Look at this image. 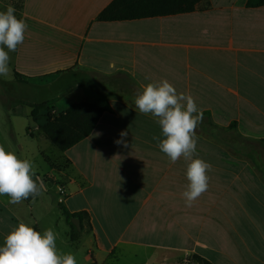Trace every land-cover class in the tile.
I'll list each match as a JSON object with an SVG mask.
<instances>
[{
	"label": "crops",
	"instance_id": "0c3cea01",
	"mask_svg": "<svg viewBox=\"0 0 264 264\" xmlns=\"http://www.w3.org/2000/svg\"><path fill=\"white\" fill-rule=\"evenodd\" d=\"M113 1L22 0L19 18L28 29L9 73L19 86L37 88L41 99L15 103L48 108L33 117L31 106L15 107L5 116L7 131L0 123V145L20 159L42 157L36 175L46 191L19 204L0 195V246L24 221L41 233L52 228L58 249L74 254L77 264L121 257L132 258L129 264H180L190 255L212 264H264V148L229 139L235 124L238 136L264 140V7L205 0L189 14L98 21ZM163 79L191 94L204 116L194 158L212 168L207 191L191 207L182 197L187 162H170L153 140L164 138L159 125L135 109L141 86ZM80 102L107 111L88 138L51 159L38 140L47 139L41 126L48 112L60 115ZM20 118L26 135L37 139L32 145L14 136L13 120ZM121 131L128 132V147L115 143ZM58 185L67 189L70 213L89 215L74 240L55 206Z\"/></svg>",
	"mask_w": 264,
	"mask_h": 264
},
{
	"label": "clouds",
	"instance_id": "9594fccd",
	"mask_svg": "<svg viewBox=\"0 0 264 264\" xmlns=\"http://www.w3.org/2000/svg\"><path fill=\"white\" fill-rule=\"evenodd\" d=\"M15 13L12 5H8L6 11H0V76L5 77L10 72L9 52L16 51L18 45L24 43L28 29L25 19L17 18ZM141 87L142 91L134 98L135 109L143 115H151L159 125L164 138L161 140L153 136V140L158 141L159 150L167 155L170 162L175 163L181 157L187 162L188 184L182 197L185 205L191 207L207 191L208 172L212 168L203 159L194 158L197 150L196 129L203 121V113L191 94L178 93L166 79ZM127 135V131H121V139L115 143L128 147ZM44 191L46 185L36 175L34 162L20 159L0 145V195H7L11 204H19L30 196L34 200ZM56 240L57 234L52 228L41 233L20 221L4 237L3 246H0V264H77L74 254L58 249Z\"/></svg>",
	"mask_w": 264,
	"mask_h": 264
},
{
	"label": "trees",
	"instance_id": "16d2710c",
	"mask_svg": "<svg viewBox=\"0 0 264 264\" xmlns=\"http://www.w3.org/2000/svg\"><path fill=\"white\" fill-rule=\"evenodd\" d=\"M205 0H114L98 16L100 22H123L134 21L147 18L174 16L179 14H189L197 11ZM247 7L254 9L264 7V0H248ZM33 108V117L45 108L47 103L27 104ZM107 108L103 105H97L88 102H80L70 106L60 115H52L48 112L47 121L41 126L46 138L61 152H67L86 138L94 131L99 120L102 118ZM204 118V116H203ZM232 133L229 139L234 144L247 146L250 148H264V140L253 142L238 136L236 125L230 127ZM196 133L200 134L198 125ZM63 210L68 225L72 229L71 238L74 240L75 231L84 230V220H89V215L84 212L70 213L63 206ZM39 231L37 227L34 228ZM193 259L198 264H212L205 258L194 255Z\"/></svg>",
	"mask_w": 264,
	"mask_h": 264
},
{
	"label": "rangeland",
	"instance_id": "374dc122",
	"mask_svg": "<svg viewBox=\"0 0 264 264\" xmlns=\"http://www.w3.org/2000/svg\"><path fill=\"white\" fill-rule=\"evenodd\" d=\"M21 4H22V0H0V11H6L7 6L12 5L16 9L15 15L17 16V18H19L20 12H21ZM5 50L7 51L6 48H5ZM11 54H12V52H9V56H11ZM96 79L99 80L100 82H102L103 78L102 79L96 78ZM103 81H104V79H103ZM19 97L22 99L29 98L31 101H34V102L39 101L41 99L40 93L37 90V88H34V87L32 88L29 86H27V87L19 86L17 82L12 81V77H11L10 73L6 77L0 76V123H1L3 130H6V131L8 130V126H7L8 119L5 116H8V114H10V112H12V110H14L15 107L17 108V107L24 106V108L22 107V110L23 109L27 110V107H25V106H28V105H22V103L17 105L15 103L16 99ZM21 122H22V125L20 124ZM25 123H27V121L24 118H20L18 120H15V119L13 120L14 136L17 137L19 142L32 145L35 142H37V139L35 141H33L30 137H28L26 135L25 128H23ZM28 124H30V126L32 128L36 127V122L32 119L28 120ZM38 137H41V136L38 135ZM38 140L41 141L42 147L45 148L47 155L49 157H51V159H55L56 157H58L61 154V151H59L54 145H52V143H50V141L45 139V137L42 139L43 141L39 138H38ZM40 141H39V143H40ZM41 158L42 157L35 155L33 160H32L37 168L43 167V161L41 160ZM62 166H66L65 162L63 163ZM47 168H48V172H49L50 167L48 166ZM259 171H260V174L262 175V178L264 179V170L260 169ZM52 195H53V200H55L54 193H52ZM58 199H59V196H58ZM55 206L57 208L61 209L60 203H57L56 201H55ZM61 206H63L65 209H67L65 204L61 203ZM71 231H72V229H71ZM76 232H80V231L77 230V231H75V233ZM119 233H121V232H112L111 234L114 237L118 238ZM146 239H147V241L152 242L150 236L146 237ZM193 256L194 255H190V256H187L185 258L183 257L181 259L180 264H198L197 262L194 261ZM116 259H117V257H116ZM129 259H132V258L121 257L114 264H129V262H131ZM89 260H91V258H89Z\"/></svg>",
	"mask_w": 264,
	"mask_h": 264
},
{
	"label": "built area",
	"instance_id": "2783aa9c",
	"mask_svg": "<svg viewBox=\"0 0 264 264\" xmlns=\"http://www.w3.org/2000/svg\"><path fill=\"white\" fill-rule=\"evenodd\" d=\"M57 192L59 196V203H64L67 197V189L62 185H58Z\"/></svg>",
	"mask_w": 264,
	"mask_h": 264
}]
</instances>
